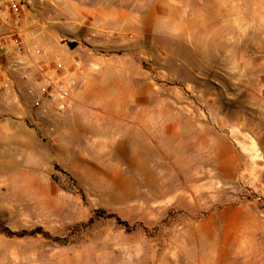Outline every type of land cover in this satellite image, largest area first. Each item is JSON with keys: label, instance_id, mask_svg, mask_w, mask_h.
I'll return each mask as SVG.
<instances>
[{"label": "rangeland", "instance_id": "374dc122", "mask_svg": "<svg viewBox=\"0 0 264 264\" xmlns=\"http://www.w3.org/2000/svg\"><path fill=\"white\" fill-rule=\"evenodd\" d=\"M140 16L44 48L79 83L24 166L0 146V264H264V0Z\"/></svg>", "mask_w": 264, "mask_h": 264}, {"label": "crops", "instance_id": "0c3cea01", "mask_svg": "<svg viewBox=\"0 0 264 264\" xmlns=\"http://www.w3.org/2000/svg\"><path fill=\"white\" fill-rule=\"evenodd\" d=\"M143 1L49 0L46 4L37 1L30 8H22L20 24L11 15L4 14L0 18V146L20 147L23 152L19 156L21 166L28 156L32 157L34 145L42 146L37 130H47L50 127L47 121L56 122V125L61 115L53 112L46 123L41 124L42 128L38 127L21 79L22 71L11 69L12 62L18 59L14 43L5 44L4 40L13 37L24 40L28 47L52 50L62 35L85 33L89 27L103 35L123 34L139 28ZM155 9L150 5V16L157 15ZM28 61L32 64L41 59L32 56ZM12 165H6V168L10 169Z\"/></svg>", "mask_w": 264, "mask_h": 264}, {"label": "built area", "instance_id": "2783aa9c", "mask_svg": "<svg viewBox=\"0 0 264 264\" xmlns=\"http://www.w3.org/2000/svg\"><path fill=\"white\" fill-rule=\"evenodd\" d=\"M37 1L46 4L49 0H0V18L13 16L15 22L22 21V8H30ZM66 22V20H63ZM95 33L91 37H95ZM109 36L106 35V38ZM65 46L69 45L65 40ZM5 44L14 43L18 59L11 64L12 71H22L21 79L37 121H46L53 112L62 114L70 108L74 89L79 83L80 62L73 59L69 64L60 60L51 64L48 52L40 47L26 46L24 40L13 37L6 38ZM8 53L7 51L5 52ZM35 56L41 59L38 63H30L28 58Z\"/></svg>", "mask_w": 264, "mask_h": 264}, {"label": "bare ground", "instance_id": "6f19581e", "mask_svg": "<svg viewBox=\"0 0 264 264\" xmlns=\"http://www.w3.org/2000/svg\"><path fill=\"white\" fill-rule=\"evenodd\" d=\"M147 112H150V111H147ZM155 112V111H154ZM164 112V111H163ZM166 114V113H165ZM145 115H146V113H145ZM154 115V114H153ZM160 115V114H159ZM155 116V115H154ZM151 118H152V116H150ZM156 117V116H155ZM161 119H162V117H161ZM167 120V119H166ZM161 122V121H160ZM168 129L170 130H172V132H171V139L170 140H177L178 138H179V127H178V125H174V126H172V127H168ZM169 138V137H168ZM172 152V151H171ZM166 154V153H165ZM184 154H186V151L184 152Z\"/></svg>", "mask_w": 264, "mask_h": 264}, {"label": "trees", "instance_id": "16d2710c", "mask_svg": "<svg viewBox=\"0 0 264 264\" xmlns=\"http://www.w3.org/2000/svg\"><path fill=\"white\" fill-rule=\"evenodd\" d=\"M72 49H75L76 48V45L75 44H72L71 45ZM118 222L124 226H128V224L126 222H122L119 218H117Z\"/></svg>", "mask_w": 264, "mask_h": 264}]
</instances>
